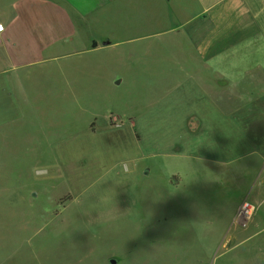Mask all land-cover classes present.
<instances>
[{
    "label": "rangeland",
    "instance_id": "obj_1",
    "mask_svg": "<svg viewBox=\"0 0 264 264\" xmlns=\"http://www.w3.org/2000/svg\"><path fill=\"white\" fill-rule=\"evenodd\" d=\"M60 1L81 55L29 74L0 114V264H264L263 159L236 154L221 177L196 153L179 39L169 55L148 33L164 0Z\"/></svg>",
    "mask_w": 264,
    "mask_h": 264
},
{
    "label": "crops",
    "instance_id": "obj_2",
    "mask_svg": "<svg viewBox=\"0 0 264 264\" xmlns=\"http://www.w3.org/2000/svg\"><path fill=\"white\" fill-rule=\"evenodd\" d=\"M164 7L163 19L148 33L167 37L169 55L179 39L180 84L197 97L188 117L196 121V153L221 177L229 175L236 154L248 163L264 162V0H164ZM130 31V40H138L133 19ZM76 33V19L60 0H0V114L8 104L20 111L29 74L58 69L81 55L68 49ZM114 41L115 47L123 42ZM96 42L85 53L107 47Z\"/></svg>",
    "mask_w": 264,
    "mask_h": 264
},
{
    "label": "built area",
    "instance_id": "obj_3",
    "mask_svg": "<svg viewBox=\"0 0 264 264\" xmlns=\"http://www.w3.org/2000/svg\"><path fill=\"white\" fill-rule=\"evenodd\" d=\"M254 211L255 208L252 204H250L249 202H243L238 208L237 219L248 222L253 217Z\"/></svg>",
    "mask_w": 264,
    "mask_h": 264
},
{
    "label": "water",
    "instance_id": "obj_4",
    "mask_svg": "<svg viewBox=\"0 0 264 264\" xmlns=\"http://www.w3.org/2000/svg\"><path fill=\"white\" fill-rule=\"evenodd\" d=\"M102 44H103V45H107L108 42L105 41V42H103ZM119 83H120V80H119V81H116V82H115V85H119ZM145 174L147 175V174H148V171H146Z\"/></svg>",
    "mask_w": 264,
    "mask_h": 264
}]
</instances>
